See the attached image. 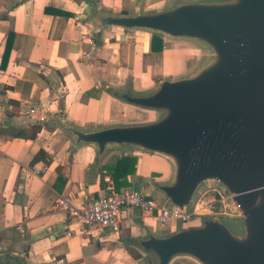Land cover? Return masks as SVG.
I'll return each instance as SVG.
<instances>
[{"label":"crops","instance_id":"0c3cea01","mask_svg":"<svg viewBox=\"0 0 264 264\" xmlns=\"http://www.w3.org/2000/svg\"><path fill=\"white\" fill-rule=\"evenodd\" d=\"M169 2L0 0V264L15 258L28 264H153L136 240L148 228L162 232L167 226L128 211L118 234L108 228L84 233L56 200L65 197L78 210L110 184L117 189L111 172L130 157L136 160L135 173L120 190L141 191L164 204L156 183L172 180V163L130 147L110 148L97 160L94 147L74 148L59 122L91 130L152 118L112 91H150L193 70L201 50L190 41L159 35L163 51L154 52L153 34L142 30L111 29L98 36L91 6L119 15L160 10ZM178 53L188 60L183 69L154 70ZM171 264L196 263L178 258Z\"/></svg>","mask_w":264,"mask_h":264},{"label":"water","instance_id":"95a60500","mask_svg":"<svg viewBox=\"0 0 264 264\" xmlns=\"http://www.w3.org/2000/svg\"><path fill=\"white\" fill-rule=\"evenodd\" d=\"M91 9L98 36L142 30L190 41L202 52L193 70L150 91H112L150 120L91 130L59 122L74 148L94 147L97 160L113 147L168 159L173 178L156 187L172 210L190 212L212 186L228 197V215L193 217L162 232L148 228L136 246L153 264H264V0H170L160 10L119 15ZM229 218L241 220V234L228 233L221 220Z\"/></svg>","mask_w":264,"mask_h":264},{"label":"built area","instance_id":"2783aa9c","mask_svg":"<svg viewBox=\"0 0 264 264\" xmlns=\"http://www.w3.org/2000/svg\"><path fill=\"white\" fill-rule=\"evenodd\" d=\"M40 120L43 118L41 117ZM209 193H212L211 197H207ZM56 205L61 210L68 212L70 216L76 217L79 230L84 233L108 228L118 234L128 211H137L161 226H166L177 220L188 221L193 217L229 214L228 197L217 189L204 193L188 213L172 210L141 191L117 190L112 184L106 188L102 195L85 202L78 210L65 197H59L56 200ZM66 235L70 237L72 231H67Z\"/></svg>","mask_w":264,"mask_h":264},{"label":"rangeland","instance_id":"374dc122","mask_svg":"<svg viewBox=\"0 0 264 264\" xmlns=\"http://www.w3.org/2000/svg\"><path fill=\"white\" fill-rule=\"evenodd\" d=\"M186 1H188V2H199V3H219L222 0H186ZM181 47H186V46H181ZM187 63H188V60L183 57V53H178L175 56L174 59L171 58L168 61H164L162 64L156 63L154 65V70L157 71V69L161 65H166L169 68L170 71H177V70L183 69L187 65ZM152 77H150V79ZM212 187L205 188L204 193L208 192L209 190H212ZM211 195H212V193H209L207 195V197H211ZM194 218H196V217H194ZM221 221L225 225V228H226V230L228 231L229 234H231L233 236H237V235H239V234H241L243 232V227H242L241 220L229 218V219H224V220H221ZM180 222H182V221H180V220L172 221L170 224H168L166 226L170 227V226H173V225L178 224Z\"/></svg>","mask_w":264,"mask_h":264},{"label":"trees","instance_id":"16d2710c","mask_svg":"<svg viewBox=\"0 0 264 264\" xmlns=\"http://www.w3.org/2000/svg\"><path fill=\"white\" fill-rule=\"evenodd\" d=\"M163 47H164L163 38L159 35L153 34L151 39V49L154 52H161L163 51ZM41 155L42 152L35 157L34 162L41 160ZM135 163L136 160L134 158L124 157L118 162L117 166L111 172L118 190H120L121 186H127L126 178L129 174L135 173L134 170ZM123 179H125V181H123Z\"/></svg>","mask_w":264,"mask_h":264}]
</instances>
